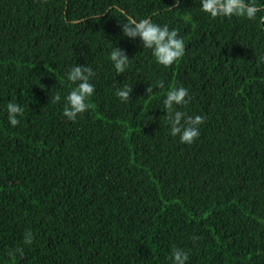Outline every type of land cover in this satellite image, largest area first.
<instances>
[{"label": "trees", "instance_id": "16d2710c", "mask_svg": "<svg viewBox=\"0 0 264 264\" xmlns=\"http://www.w3.org/2000/svg\"><path fill=\"white\" fill-rule=\"evenodd\" d=\"M256 3L250 20L212 18L200 0H0V264H172L174 247L186 264H264ZM129 16L177 29L184 56L159 65L123 35ZM113 47L131 60L124 73ZM75 65L93 69L95 92L73 122L62 113ZM125 85L128 102L116 95ZM174 86L191 97L177 110L206 118L191 145L165 118ZM9 102L25 109L16 127Z\"/></svg>", "mask_w": 264, "mask_h": 264}, {"label": "clouds", "instance_id": "9594fccd", "mask_svg": "<svg viewBox=\"0 0 264 264\" xmlns=\"http://www.w3.org/2000/svg\"><path fill=\"white\" fill-rule=\"evenodd\" d=\"M201 11L212 18L233 16L255 19L257 12L262 9L258 7L256 0H200ZM123 35L127 38H139L144 48L151 49L152 54L159 65L165 68L178 62L185 54V42L180 37L177 29H169L167 25L160 26L153 23L150 19L144 18L139 21L132 17L127 18V22L122 25ZM117 73H124L129 67L131 60L126 53L119 47H113L110 56ZM95 73L91 67L86 65L73 66L67 73V80L76 87L72 88L65 97L63 116L69 121H75L77 116L83 114L90 108L86 101L95 92V86L90 83ZM157 87L163 88L162 81L158 82ZM153 89L148 87L147 93ZM132 87L125 85L116 91L117 97L122 102L130 101ZM60 94L57 92L52 99V103H59ZM191 102L188 89L183 86L172 87L163 100L165 108V118L170 124L172 136H179L180 142L191 145L200 136V126L205 122V117L200 115L188 116L185 112L177 110V106H187ZM8 122L11 126L19 125L18 117L24 114V108L17 103L9 102L6 106ZM193 237V240H197ZM33 242V234L27 231L23 243L30 245ZM17 253L22 254L23 249H12L9 252L10 257H15ZM189 258L187 251L174 247L169 259L172 264H186Z\"/></svg>", "mask_w": 264, "mask_h": 264}]
</instances>
